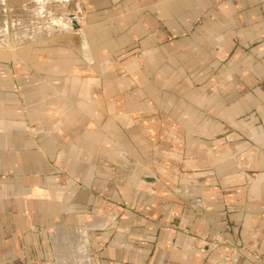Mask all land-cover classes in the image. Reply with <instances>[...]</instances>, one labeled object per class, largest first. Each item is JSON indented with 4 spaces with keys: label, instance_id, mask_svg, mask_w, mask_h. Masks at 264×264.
<instances>
[{
    "label": "crops",
    "instance_id": "1",
    "mask_svg": "<svg viewBox=\"0 0 264 264\" xmlns=\"http://www.w3.org/2000/svg\"><path fill=\"white\" fill-rule=\"evenodd\" d=\"M60 1L79 30L0 49V264L264 256V0Z\"/></svg>",
    "mask_w": 264,
    "mask_h": 264
},
{
    "label": "rangeland",
    "instance_id": "2",
    "mask_svg": "<svg viewBox=\"0 0 264 264\" xmlns=\"http://www.w3.org/2000/svg\"><path fill=\"white\" fill-rule=\"evenodd\" d=\"M43 1L48 3L45 7L46 15H41V8H37L38 3H41L42 0H0V49H8L13 47H20L30 43H36L41 41L46 35L62 33L57 30L60 27L57 23V20L66 19V14H70L71 12V9L69 8L70 6H66L65 4L61 3L60 0ZM38 13L40 15H38ZM50 16H52L53 18H51ZM34 30H41L44 33L43 37H39L36 40L29 41L27 37L23 36L25 33L33 32ZM137 60L139 61L138 67L140 68L141 66L139 65L141 57L138 56ZM115 74L119 78L125 77L127 75L122 70L116 71ZM262 87H264V84L259 85L260 91H264ZM19 100V113H25V104L23 101H21V96ZM241 133H243V135L247 139L252 138L247 129H242ZM201 138L207 140L205 136H202ZM183 140H185V138H181L180 136L178 137V141L182 142ZM183 171L184 166L181 164L178 168V172ZM127 205L128 204H121V202H116L109 198H103L101 202V209L108 216H115V218L117 217V220L124 217L127 213L141 216L140 208ZM165 226L171 229H175V226L177 225L173 223L167 224ZM164 227L162 226V228ZM21 236H24V234L16 235L14 233L5 237L4 241H18L20 240ZM195 240L196 248L202 253L204 252L206 247L209 248L218 245L217 241H207L202 237L196 238ZM17 245H19L18 254L20 256H25L24 252H26V248H23L25 245L22 243V241H20V243ZM225 246H229L230 249L226 264H234V261L236 259L242 260L244 264H256V262L260 259L264 260V256H261L254 251L244 250L243 248L237 246L236 244H233L232 242L225 241ZM34 253V256L36 257L38 254L36 250H34ZM44 261L45 260H41L40 258L38 259L36 257V259L32 260L29 264H46Z\"/></svg>",
    "mask_w": 264,
    "mask_h": 264
},
{
    "label": "water",
    "instance_id": "3",
    "mask_svg": "<svg viewBox=\"0 0 264 264\" xmlns=\"http://www.w3.org/2000/svg\"><path fill=\"white\" fill-rule=\"evenodd\" d=\"M66 18L69 20V22H70L69 24H70V27H71L72 30H74V31L79 30L80 27H79V24H78V21H77L75 15L66 14ZM57 30L62 32V30L60 28H58Z\"/></svg>",
    "mask_w": 264,
    "mask_h": 264
},
{
    "label": "bare ground",
    "instance_id": "4",
    "mask_svg": "<svg viewBox=\"0 0 264 264\" xmlns=\"http://www.w3.org/2000/svg\"><path fill=\"white\" fill-rule=\"evenodd\" d=\"M76 17V16H75ZM67 19V18H66ZM77 19V18H76ZM68 20V19H67ZM78 21V20H77ZM70 22H69V20H68V26L70 27V24H69ZM79 24V23H78ZM71 28V27H70Z\"/></svg>",
    "mask_w": 264,
    "mask_h": 264
}]
</instances>
